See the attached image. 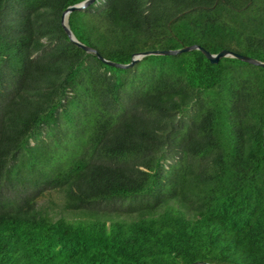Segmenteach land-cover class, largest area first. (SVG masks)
<instances>
[{
    "label": "trees",
    "instance_id": "1",
    "mask_svg": "<svg viewBox=\"0 0 264 264\" xmlns=\"http://www.w3.org/2000/svg\"><path fill=\"white\" fill-rule=\"evenodd\" d=\"M81 1L0 0V264H264V66L109 65L62 25ZM68 25L121 64L264 62V0H95Z\"/></svg>",
    "mask_w": 264,
    "mask_h": 264
},
{
    "label": "water",
    "instance_id": "2",
    "mask_svg": "<svg viewBox=\"0 0 264 264\" xmlns=\"http://www.w3.org/2000/svg\"><path fill=\"white\" fill-rule=\"evenodd\" d=\"M94 1L95 0H83L80 3H77V4L69 6L63 12L61 22H62V25L64 26L67 34L69 35V38H70L71 41L75 42L77 45L81 46L82 48H84L88 52L97 53L99 58H101L104 62L108 63L109 65H112V66H115V67L126 68V67H129V66H132L134 63H136L143 56H146V55H150V54H168L169 55V54H176V53H180V52H184V51H190V50H194V49H199L202 52H204V54L213 63H218L219 60L221 58H224V57H234V58L240 59V60L248 62V63L264 66V62L263 61H260V60H258L256 58H253V57H250V56H247V55H244V54H240V53L228 50V49H223V50H221L218 53H211L208 50H206L205 48H203L202 46L197 45V44L184 46V47H182L180 49H175V50H173V49H171V50H151V51H146V52H143V53H139V54H136L133 57L132 61L130 63H128V64H121V63H117V62H114V61L107 60L104 57H102L97 52V50L95 48L87 46V45L83 44L82 42H80L76 38V36L74 35L73 31L71 30V28L68 25V17H69V14L71 12H73L75 10L85 9V8L89 7ZM263 145H264V143H263ZM194 264H208V263L203 262V261H199V262H195Z\"/></svg>",
    "mask_w": 264,
    "mask_h": 264
},
{
    "label": "rangeland",
    "instance_id": "3",
    "mask_svg": "<svg viewBox=\"0 0 264 264\" xmlns=\"http://www.w3.org/2000/svg\"><path fill=\"white\" fill-rule=\"evenodd\" d=\"M56 209H57V210H56L57 212L62 213V211H61L59 208H56ZM60 213H59V214H60Z\"/></svg>",
    "mask_w": 264,
    "mask_h": 264
}]
</instances>
